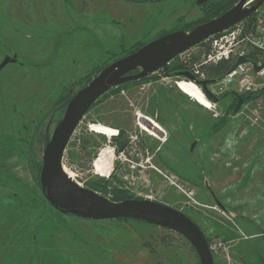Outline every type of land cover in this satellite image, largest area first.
<instances>
[{
  "label": "rangeland",
  "instance_id": "1",
  "mask_svg": "<svg viewBox=\"0 0 264 264\" xmlns=\"http://www.w3.org/2000/svg\"><path fill=\"white\" fill-rule=\"evenodd\" d=\"M197 1L0 0V64L16 57L0 71V264H199L190 244L167 229L53 211L26 159L31 145L29 156L41 162L58 98L80 90L137 43L146 45L202 23L203 4L197 6ZM252 3L248 0L246 6ZM255 18L250 15L248 33ZM213 42V57L229 46L222 41L213 48ZM248 57L256 62L264 58L253 48ZM205 60L198 45L172 61L183 71L197 70L212 79L217 64ZM148 77L108 95L84 116L64 152L66 174L88 190L107 182L103 197L111 199L118 190L176 209L200 228L208 222L217 231L208 234V244H223L212 255L214 264H264V187H254V194L246 191L247 197L242 192L235 196L248 187L247 169L237 187L219 181L221 160L242 145L239 130L264 133V92L243 101L248 110L234 115L229 110L237 104L232 95L214 102L197 86L202 105L178 89L177 83L186 79L165 77L162 71ZM257 112L260 120L250 121ZM92 125L115 135L95 133ZM126 141L125 150L117 152L116 146ZM107 152L113 163L103 178L94 163ZM208 189L224 212L210 205Z\"/></svg>",
  "mask_w": 264,
  "mask_h": 264
},
{
  "label": "water",
  "instance_id": "2",
  "mask_svg": "<svg viewBox=\"0 0 264 264\" xmlns=\"http://www.w3.org/2000/svg\"><path fill=\"white\" fill-rule=\"evenodd\" d=\"M205 2L206 0H198L196 5L200 6ZM247 3L248 0H239L234 7L217 18L194 26L188 31L168 33L147 43L135 52L108 64L73 94L42 152L40 188L46 201L56 212L82 220H133L167 229L190 244L199 264H214L203 232L182 212L149 200L132 199L119 203L109 201L92 190L79 187L64 171L62 160L74 131L99 98L118 86L139 81L166 69L180 54L240 24L252 15L264 0H253L249 8ZM15 62L16 57H5L0 64V71ZM247 62L256 72L264 68V63L258 67L254 62L239 58L228 73ZM175 77L184 78L200 86L206 98L217 102L218 99L210 93L208 86L214 85L219 79L199 81L188 71L177 72ZM230 95L237 100L232 112L235 115L243 104V99L234 93ZM193 148L194 144L190 150ZM213 198L216 206L224 212L218 200Z\"/></svg>",
  "mask_w": 264,
  "mask_h": 264
},
{
  "label": "built area",
  "instance_id": "3",
  "mask_svg": "<svg viewBox=\"0 0 264 264\" xmlns=\"http://www.w3.org/2000/svg\"><path fill=\"white\" fill-rule=\"evenodd\" d=\"M253 14L256 16V18L253 29L250 33H248V30L244 29L242 24H238L235 26V29L231 28L218 34L217 36L224 35L219 37L218 41L215 40L213 42V39L217 37L216 35L206 41L210 42V45L213 42V48H216L218 46L217 43L222 41L224 44L229 42V46L224 52L218 53L215 57H213L209 51L207 55H204L206 58L204 64L210 63L212 61L216 64L221 61H231L233 66L239 58H245L248 61L254 62L258 67L264 63V58L256 62L248 57V50L251 48L256 49L264 56V3ZM223 48L224 46L218 47L219 51ZM191 74L196 78V80L199 81L210 80L206 79L204 76H199L197 70L191 71ZM211 86V88L208 86V90L216 98L230 93L240 96V94L246 95L249 93H259L261 91L264 92V68L261 71L256 72L249 62L240 64L236 66L230 73L227 72L214 85ZM198 87L200 88V86ZM248 108L249 106L243 102L237 114L239 112L242 113L245 110L247 111ZM249 112L251 113V110H249ZM255 112L256 110L254 113ZM251 120L252 122L256 123L260 120L258 112L253 116L252 119L250 118V121ZM213 210H215V208H213ZM222 214L225 215L224 213ZM222 245L223 244L221 242L208 244L211 254H216L221 249Z\"/></svg>",
  "mask_w": 264,
  "mask_h": 264
},
{
  "label": "trees",
  "instance_id": "4",
  "mask_svg": "<svg viewBox=\"0 0 264 264\" xmlns=\"http://www.w3.org/2000/svg\"><path fill=\"white\" fill-rule=\"evenodd\" d=\"M237 1L236 0H208L205 4H203L201 6V11L203 13V18H202V23H205L207 21H210L214 18H217L219 17L220 15L224 14L225 12H227L228 10H230L232 7H234L236 5ZM254 15V14H253ZM249 20H250V16L248 18H246L245 20L242 21V25L244 27L245 30L249 29L250 26H249ZM202 23H198L197 25L199 24H202ZM195 25V26H197ZM192 28V27H191ZM191 28H189L188 30H190ZM186 30V31H188ZM217 36V35H216ZM145 44H140V43H137L133 48L132 50L127 53L126 55L128 54H131L133 52H135L136 50L140 49L141 47H143ZM199 46L203 47V53L204 55H207L210 51V42H206V43H202L200 44ZM125 55V56H126ZM122 58V57H121ZM118 59V58H117ZM116 59V60H117ZM120 59V58H119ZM115 61V60H114ZM108 65V64H107ZM107 65H105L104 67H106ZM104 67H102L101 69H99L97 71V74L99 73V71H101ZM232 67V63L231 61H221L217 64V66L215 67L214 69V72H213V75L214 77L210 80H218L220 79L221 77H223L229 70L230 68ZM163 72V75L165 77H175V73L177 72H181L183 71V69L181 68L180 65L176 64V63H173V61H171L168 65H167V68L166 69H163V70H160ZM149 77H146L144 79H141L139 81H135V82H129V83H125L121 86H118L117 88H114L110 91H108L106 94H104L101 98H99L97 100V102L90 108V110L99 102H101L103 99H106L108 98V95L110 94H114V93H119L120 90L122 89H125L127 88L128 86H136V85H139L140 83H143L145 82ZM90 80L87 81V83L89 82ZM86 83V84H87ZM260 93H263V91L257 93L258 95L256 96H251V95H247V96H242L241 98L243 99L244 102L250 100V99H255L256 97L259 96ZM230 94H227V95H223V96H220L219 98H217V102H219L220 100L224 99L225 97H228ZM73 96V94H67L65 97H60L56 100L55 102V106H54V111L55 112V115L53 116L54 117V123H55V126L57 125V123L61 120L62 118V115L65 111V108L67 106V103L68 101L71 99V97ZM207 99V98H206ZM234 106L232 105L229 110H233ZM89 110V111H90ZM88 111V112H89ZM87 112V113H88ZM57 113V114H56ZM54 126V127H55ZM123 133L121 131H119L118 133V139H120L122 137ZM115 138V137H114ZM49 138H46L45 141H44V144H46L48 142ZM127 141L126 142H122L120 143L118 146H116V151L117 152H123L126 148V145H127ZM32 146L29 145L28 147V151H27V154H26V159H27V162L30 166H32L35 170V184L37 186V188L41 191V188H40V183H39V176H40V171H41V162H36L34 161V159L32 158V156H29V153L31 152V148ZM31 154V153H30ZM107 182H102L101 184H97L98 187H94L93 189L90 188V190H92L93 192L97 193L100 195V192H104L106 193V187H107ZM113 196L111 199L109 198H106L108 199L109 201H112V202H116V203H119V202H122V201H125V200H132L133 198L128 196L126 193L124 192H121V191H118V190H113ZM51 207V206H50ZM51 209L53 211H55L52 207ZM189 218V217H188ZM190 219V218H189ZM191 220V219H190ZM119 221H129V220H123V219H120ZM206 240L208 241V238L205 237Z\"/></svg>",
  "mask_w": 264,
  "mask_h": 264
},
{
  "label": "crops",
  "instance_id": "5",
  "mask_svg": "<svg viewBox=\"0 0 264 264\" xmlns=\"http://www.w3.org/2000/svg\"><path fill=\"white\" fill-rule=\"evenodd\" d=\"M238 133L240 134V137H242L241 139L242 145L238 148H234L229 153L230 156L228 159H226L223 162L221 160L219 166V171L221 172L219 181L226 182L227 188L230 186L233 188L235 186L237 187V185L240 183L239 178L242 174V171H245V169H247V172L245 173V178L248 177V187L241 191L237 190L235 196L239 198L241 192L242 194L243 193L245 194V195L243 194L245 197H247L246 191L254 194L255 193L254 187L255 188L256 187L260 188L261 186L264 187V133L259 131H249V130L246 133H244L242 129L239 130ZM213 183H215L216 186L217 182L214 181ZM208 193L211 199L210 205L212 203L215 204L213 197L216 198V196L213 190L208 189ZM218 202L220 203L219 200ZM243 202L246 203L247 198L246 199L244 198ZM221 206L223 210H225L222 204ZM245 208L244 209L242 208L241 210L244 211ZM220 211L223 212L222 210ZM234 212L236 213V211ZM201 221H205V220H201ZM200 229L202 230L203 234L206 237L208 236V234L211 236L217 235V231L214 230L212 226L206 221L203 222V224H201Z\"/></svg>",
  "mask_w": 264,
  "mask_h": 264
},
{
  "label": "bare ground",
  "instance_id": "6",
  "mask_svg": "<svg viewBox=\"0 0 264 264\" xmlns=\"http://www.w3.org/2000/svg\"><path fill=\"white\" fill-rule=\"evenodd\" d=\"M189 72V71H188ZM191 73V72H190ZM188 81V80H187ZM180 81L177 83L178 89L185 95L195 98L197 101H199L202 105L204 104L205 100L200 93L198 87L192 83L191 81ZM206 99V98H205ZM91 131H94L98 134H103L105 136H113L115 133L106 127L92 125L90 127ZM113 163V157L112 155L107 153H100L95 160L94 168L98 176L100 177H108V175L111 172V165ZM65 171V170H64Z\"/></svg>",
  "mask_w": 264,
  "mask_h": 264
},
{
  "label": "flooded vegetation",
  "instance_id": "7",
  "mask_svg": "<svg viewBox=\"0 0 264 264\" xmlns=\"http://www.w3.org/2000/svg\"><path fill=\"white\" fill-rule=\"evenodd\" d=\"M208 0H206V2H207ZM204 4V3H203Z\"/></svg>",
  "mask_w": 264,
  "mask_h": 264
}]
</instances>
